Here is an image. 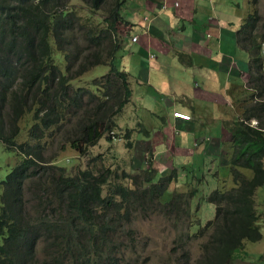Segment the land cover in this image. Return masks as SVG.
<instances>
[{
  "label": "trees",
  "instance_id": "trees-1",
  "mask_svg": "<svg viewBox=\"0 0 264 264\" xmlns=\"http://www.w3.org/2000/svg\"><path fill=\"white\" fill-rule=\"evenodd\" d=\"M122 1L80 0L81 11L67 5L70 0H0V141L19 153L0 179V264H33L38 242L41 264H125V254L136 253L135 236L129 234L132 214L146 215L156 207L188 209V198L178 201L185 192L160 199L172 178L157 179L150 167L133 174L102 162L94 169H72L41 154V138L63 121L75 126L62 132L61 139L80 153L101 136H117L115 115L132 91L127 71L113 59L121 44L117 24L124 22ZM259 18L256 11L248 13L236 30L240 45L251 52L252 71L246 78L251 93L240 118L229 125L233 185L210 190L207 199L217 203L214 218L195 229L206 238L190 264H226L244 239L261 236L253 192L264 181V70L251 32ZM54 49L60 51V62ZM98 63L108 68L101 79L92 78L89 88L71 85L72 77ZM30 110L27 138L16 143L18 119ZM137 129L147 135V128ZM189 228L190 223L177 233L178 245L196 236ZM176 261L185 264V250Z\"/></svg>",
  "mask_w": 264,
  "mask_h": 264
},
{
  "label": "crops",
  "instance_id": "crops-1",
  "mask_svg": "<svg viewBox=\"0 0 264 264\" xmlns=\"http://www.w3.org/2000/svg\"><path fill=\"white\" fill-rule=\"evenodd\" d=\"M245 13L246 0L122 1L124 22L117 24L121 44L113 59L133 77V87L130 108L116 122L123 128L134 126L137 105L147 135L133 131L130 148L144 141L140 157L150 150L149 161L165 171L177 167L178 175L194 180L205 171L230 183L229 125L240 118L251 93L246 78L252 68L247 52L237 45L243 41L236 32ZM176 109L188 112L189 118L173 116ZM157 157L167 166L156 162ZM253 197L261 236L246 241V261L237 252L226 264H264V181Z\"/></svg>",
  "mask_w": 264,
  "mask_h": 264
},
{
  "label": "rangeland",
  "instance_id": "rangeland-1",
  "mask_svg": "<svg viewBox=\"0 0 264 264\" xmlns=\"http://www.w3.org/2000/svg\"><path fill=\"white\" fill-rule=\"evenodd\" d=\"M80 0H70L67 4L77 5L81 11L85 7L81 6ZM256 7L258 14L260 16L257 24L259 26L261 21H264V0H246V8ZM264 30V29H262ZM54 47V45H53ZM60 52V51H59ZM56 49L53 51L54 58L60 62V53ZM118 68L119 65H118ZM122 69V68H120ZM108 71V68L105 64L98 63L96 65H91L86 71L84 70L80 75L72 77L70 82L71 85L78 86L84 85L88 88L89 82L92 78L101 79V77ZM127 79L129 80V86L133 87V77L130 73L127 72ZM94 88V87H92ZM96 90V87H95ZM97 92V91H96ZM241 102H236L234 108H239ZM130 108V104L127 102L119 114L115 115V120L117 119L119 123L122 122V116L127 114ZM32 110L27 113H23L18 119V129L14 136L16 143L23 142L27 138V128L32 122L31 115ZM137 105L133 107V120H137ZM74 126L71 121H63L61 125L55 128H50L45 133L46 135L41 138L43 150L42 156L47 158V160H52L65 166L67 168L74 169H83L89 168L94 169L97 166L101 165V162L105 165H109L112 168L117 167L118 171L123 168L129 174H133L137 171L132 169L136 166H144L143 161L149 160V151L145 152L144 157H140L138 153L144 145V141L138 140L135 145V148L123 147V140L115 142L114 150L120 148V150L114 154L111 152L110 148H107L106 151H103V144L99 143L98 146H91L86 148V152H78L74 147H71L67 141L61 139L62 132L68 130L71 131L74 129ZM123 129V128H122ZM121 131V128L119 129ZM123 131H125L123 129ZM122 131V132H123ZM64 141L66 142L64 144ZM134 142V135H132V143ZM62 144L64 146L62 147ZM9 148V149H8ZM132 150L135 151V156L131 154ZM96 152L103 153V160L101 157H97ZM83 153V154H82ZM16 153L12 147L5 146L0 141V179L4 178L6 173L10 170V167L16 161L19 155ZM159 157L163 156V153L158 154ZM131 161L130 168L128 165ZM156 162L163 166H167L164 160L156 158ZM145 167H150L154 170V176L157 179L159 177H164L170 175L172 179H169L168 182H165L166 190L163 192L161 199H167L169 195L171 196L172 192H185L184 195L179 196L178 201H181L184 197L188 198L189 202H186L185 208L183 211L175 210H165L167 207L154 208L153 211H148L146 215L132 214L129 218L130 225V236H135L134 248L136 253H126L124 260L127 262L125 264H179L176 261L177 256L185 250L187 255V261L185 264H190V262L196 258L199 254L200 244L205 241V233H200L197 235L195 229L198 225H205L207 219L212 218L214 210L216 209V202H209L205 199L209 198L210 191H208L209 184L214 185L213 189H219L216 179L212 176L206 175L205 171L201 172L198 179L195 177L185 178L184 175H178L177 167L165 171L164 168H159L154 165V163L147 162ZM190 179V183H187L186 180ZM122 182H126L127 178L120 179ZM194 180V181H193ZM212 187V186H211ZM211 187L209 189H211ZM105 188V187H104ZM193 189V192L187 195V191ZM212 190V189H211ZM104 192V189L102 190ZM0 193H1V183H0ZM46 211V208L44 209ZM256 211V210H255ZM257 212V211H256ZM192 215V216H191ZM259 215V213L257 214ZM214 218V216H213ZM190 223V233L196 234V236L186 237V241L182 245H178L174 238L177 237V233ZM192 223V224H191ZM217 226L222 229L223 222L220 223L219 220H216ZM185 235V234H184ZM246 239H244L241 250L238 251V254L241 252V255L238 257L242 261H246ZM252 243L253 241H249ZM40 242L37 243L35 248V256L33 259V264H41L43 256L39 251Z\"/></svg>",
  "mask_w": 264,
  "mask_h": 264
},
{
  "label": "clouds",
  "instance_id": "clouds-1",
  "mask_svg": "<svg viewBox=\"0 0 264 264\" xmlns=\"http://www.w3.org/2000/svg\"><path fill=\"white\" fill-rule=\"evenodd\" d=\"M253 11H256V13H258V10H257V8L256 7H249V8H246V13L244 14V16H243V19H242V22L244 21V20H246V18H247V14L248 13H252ZM257 19L255 20V23H256V25L255 24H253V27H252V29H251V32L256 36V41H257V43H258V48H257V53H258V56H259V59H260V65H261V70H264V30H262V29H264V25H262L261 23L259 24V26H258V24H257ZM241 22V23H242ZM260 25H262L263 26V28H261L260 27ZM237 45H239L240 47H241V45L240 44H238L237 43ZM241 48H243L246 52H247V57L249 58V69L251 70V68H252V64H251V61H250V57H251V52L247 49V47H241ZM124 107V106H123ZM122 107V108H123ZM122 110V109H121ZM174 111H179V112H181V114H174ZM184 113H186V114H188V117H184ZM172 115L173 116H175V117H179V118H189V113L188 112H185V111H182V110H172ZM116 118V117H115ZM255 122V119H250V123H254ZM140 125H142L141 124V121L137 118V120L135 121V123H134V126H132V127H121V126H117V128H116V137H114V136H112V135H110V138H106V137H104V136H101V137H99L98 139H97V141L95 142V143H93V144H91V145H88V147H91V146H98V144L99 143H101V144H103V148H101L103 151H106V149L107 148H110V150H111V152L114 154L115 152H117L118 153V151L120 150V148H118L117 150H114L113 148H114V146H115V142L118 140V141H120L121 142V138H124V140H123V147H131V146H126V142L128 141V140H130L131 141V145H132V135L133 134H131L133 131H139L138 129H137V127H140ZM144 127V126H143ZM121 128V131L119 130ZM125 130V128H131L132 130L129 132V133H125L124 131H123V129ZM123 131V132H122ZM141 132V131H140ZM142 133V132H141ZM96 153H101V152H96ZM101 160H103V158L101 157ZM103 162V161H102ZM147 162H150L149 160H147V161H143V163L146 165V163ZM227 163H228V160H227ZM145 165L144 166H142V167H135V168H137L136 170H141V169H143L144 167H145ZM130 168H132V166H131V164L129 163V165H128ZM228 166V171H229V174H230V183H226V181L223 179V178H216L215 177V179H216V182H217V185L219 186V188H224V189H228V188H230L232 185H233V181H232V178H231V173H230V169H229V164L227 165ZM132 169H134V168H132ZM3 179V178H2ZM197 179H198V177H197ZM187 180H189V179H187ZM186 180V181H187ZM263 183V182H262ZM261 183V184H262ZM210 186H207L208 187V191H210L211 189H213V187H214V185H212V184H209ZM212 186V187H211ZM259 186V185H258ZM211 187V189H209ZM167 188V187H166ZM166 188L164 189V191L166 190ZM256 188V187H255ZM255 190V189H254ZM163 191V192H164ZM163 192H162V194L160 195V199H161V196L163 195ZM253 195H254V192H253ZM169 197H170V195H169ZM168 197V198H169ZM167 198V199H168ZM162 200V199H161ZM163 200H165V199H163ZM162 200V201H163ZM205 200H207V201H209L208 199H205ZM209 202H211V201H209ZM253 204H254V197H253ZM254 208H255V204H254ZM255 210H256V208H255ZM256 212V211H255ZM258 213L256 212V215H257ZM213 216H214V214H213ZM213 216H212V218H210V219H207L206 221H205V223L207 222V221H209V220H211V219H213ZM257 222H258V215H257ZM185 229V228H184ZM190 229V228H189Z\"/></svg>",
  "mask_w": 264,
  "mask_h": 264
},
{
  "label": "built area",
  "instance_id": "built-area-1",
  "mask_svg": "<svg viewBox=\"0 0 264 264\" xmlns=\"http://www.w3.org/2000/svg\"><path fill=\"white\" fill-rule=\"evenodd\" d=\"M134 38H135V36H132V37H131V39H134ZM174 114H177V115H178V114H181V112H179V111H174ZM183 115H184V117H188V114H186V113H184Z\"/></svg>",
  "mask_w": 264,
  "mask_h": 264
}]
</instances>
